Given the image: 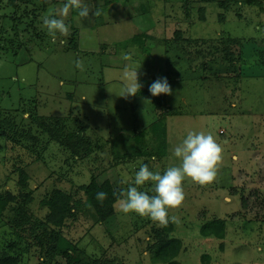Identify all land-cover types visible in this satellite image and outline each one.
Instances as JSON below:
<instances>
[{"label":"rangeland","instance_id":"374dc122","mask_svg":"<svg viewBox=\"0 0 264 264\" xmlns=\"http://www.w3.org/2000/svg\"><path fill=\"white\" fill-rule=\"evenodd\" d=\"M226 1L227 7L205 0H86L102 15L80 21L72 12L66 18L70 34L53 40L41 17L64 2L44 10L42 0H16L15 10L0 0V18L22 19L18 32L0 20V198L15 197L0 217V252L21 257V264H42L34 236L45 232L31 228L45 221L49 210L42 203L53 191L69 194L73 205L85 202L82 188L93 180L109 182L115 193L126 190L141 165L161 174L175 166L170 149L189 132L202 131L223 147V158L212 184L185 179L184 202L169 210L179 223L161 226L115 205L111 218L95 223L83 206L66 221L63 235L105 264H264V0ZM75 30L77 51L69 50ZM105 39L108 51L102 53ZM115 43L150 57L139 70L140 79L149 75L139 80L140 91L167 78L172 95L165 105L145 104L140 91L117 96L125 61L109 66V58L117 57L110 52L122 54L113 50ZM138 56L133 60L140 63ZM77 59L84 61L83 71L75 67ZM38 115L44 119L36 121ZM60 119L63 129L56 125ZM153 125L165 134H155ZM30 130L39 136V149L47 145L41 161L31 143L3 136ZM141 146L145 151L137 157ZM152 188L147 182L140 190L154 195ZM29 193L33 199L26 202ZM20 206L29 222L15 227ZM216 221L225 224L221 239L212 227ZM165 243L177 247L174 258L158 256L174 252H162Z\"/></svg>","mask_w":264,"mask_h":264},{"label":"clouds","instance_id":"9594fccd","mask_svg":"<svg viewBox=\"0 0 264 264\" xmlns=\"http://www.w3.org/2000/svg\"><path fill=\"white\" fill-rule=\"evenodd\" d=\"M72 12L81 19L89 18L90 14L95 17L102 15L100 7L93 9L86 0H65L62 6L41 17L43 26L53 39L57 35L67 37L70 34V26L66 23V18ZM121 59L125 61L121 77L123 83L117 96L125 99L135 97L142 88L139 81L141 66L128 52L122 53ZM74 64L80 71L84 70L83 60L77 59ZM148 90L154 97L172 95L167 78H158ZM144 103L151 101L145 98ZM170 151L172 157L178 160L175 166L167 167L161 174L159 171L151 170L147 165H141L135 173L132 185L126 190L113 194L115 206L120 212L147 216L161 226H167L170 222L179 223V217L170 216L169 210L179 208L184 202L185 192L182 185L185 179H190L201 186L212 184L216 180L218 166L223 158V147L217 143L211 133L189 132L186 138ZM147 182L152 183L154 195L140 190ZM95 198L103 202L107 194L100 191Z\"/></svg>","mask_w":264,"mask_h":264},{"label":"trees","instance_id":"16d2710c","mask_svg":"<svg viewBox=\"0 0 264 264\" xmlns=\"http://www.w3.org/2000/svg\"><path fill=\"white\" fill-rule=\"evenodd\" d=\"M42 1L44 5L46 4L44 10L48 9L51 5H55V3L57 2V0H42ZM205 1L214 2V3L218 2L219 5L220 3L221 5H223L224 3L225 7H227L230 3V1H226V0L223 3L222 1H217V0H205ZM7 5L12 6L15 10H18L20 8V6H17L18 4L16 0H8ZM144 12L146 13V10ZM5 19L6 17L0 18V20H4L2 22V26L6 25V23L8 25L9 24L13 26L16 25L18 27L16 31L17 32L19 31V24L20 22L22 23V19L17 20L16 17L15 18L9 17L8 20H6L7 22H5ZM74 32H73L74 34L73 37H71V42H69V47H70L69 50L77 51L75 36L78 30H75ZM40 36L41 34L39 33L38 38H40ZM135 41H137L136 37L133 39V42ZM227 41H231V40L228 39ZM167 42H169V39L166 40V44ZM166 52H168V50ZM140 94L143 97L157 103L158 106H163L166 103V95H160L154 97L150 94L149 90L140 91ZM35 110L36 112L38 111L37 108H35ZM41 117L42 116L38 115V117L35 116L34 118L36 119V121H38L40 120ZM41 119H44V117H42ZM49 120H51V118ZM8 124H10V122H8ZM56 125L58 127L62 126L63 129L65 125L64 119H60L58 124ZM13 126L15 129L16 125ZM153 126H154L153 132L155 134H159L162 132L163 135L165 134V130L162 128V126L160 125H153ZM51 135L53 138H55L54 137L55 135L53 134ZM3 136L4 137L6 136L5 139H10L13 142H15V144L18 145H21L22 140H24L25 144L31 143V147L34 150V153H36L35 155H37V160L40 161L43 159V154H45L47 150V145H45V148L39 149L41 145L39 141L40 140L39 136L33 134L31 130L29 132L24 131V133H20L19 131H16V133L12 137H9L5 132V135ZM142 136H145V134L142 133L141 135H138L136 139L143 138ZM143 146H141L138 149L137 157H139L145 151L142 150ZM150 154L152 155V153ZM150 154L148 152L144 153V155H150ZM153 157H155V155ZM158 157H162V156L158 155ZM24 176L26 177V175ZM25 177L23 178L24 183L26 182L27 179V177L26 178ZM82 191L84 192V196L86 197L85 202L79 199L73 205H71V200H72L71 196L59 189L53 191V193L49 196V198L43 201L42 204L44 207L48 208L49 214L46 216L45 221H36V224L34 225L33 228H31V230L32 233L35 234V232L38 231L39 229L41 228L44 229L45 232L44 236H39V235L34 236V240H36L34 241L36 247L39 249L41 255H43L45 258V261L43 262L44 264H53V262L57 261L56 260L57 258L65 259L66 264H105L104 262L99 260L98 257L87 256L85 252L81 250L76 243L66 239V237L63 235L62 228L68 219L75 217L76 213H74L73 211L83 206H85V208H88L89 210H92L93 218H95V223L106 222L109 218H111L114 215L115 197L113 194L115 193V190L109 182L100 185L99 183H97L96 180H93L88 186L83 187ZM100 191H103L107 194V198L103 202H99L95 198L96 194ZM24 198L26 202L27 201L31 202L33 199V195L29 193L26 194ZM13 200H15V197H13L11 194H8V197L6 198H0V217L2 216L3 211H5L8 204ZM14 213L16 215L12 223L15 227H21V226L24 227L28 224L29 214L28 211L25 210V208L20 206L16 208ZM212 227L214 229L216 238L221 239L224 237L225 224L223 221H216V223H214ZM208 232H209L208 227L207 228L205 227L203 230L204 236H206ZM19 237L21 239V236H18V238ZM12 246L17 247V243ZM167 246H170V244L165 243L161 247L162 252H165V250L168 249H173L174 252L170 254L159 253L158 256L161 259L165 260V259H170L172 257L174 258L176 255L177 247L175 248L174 246V248H167ZM21 262H22L21 257L11 255L10 253L0 252V264H21ZM106 264H112V263H106Z\"/></svg>","mask_w":264,"mask_h":264},{"label":"crops","instance_id":"0c3cea01","mask_svg":"<svg viewBox=\"0 0 264 264\" xmlns=\"http://www.w3.org/2000/svg\"><path fill=\"white\" fill-rule=\"evenodd\" d=\"M59 2H65V0H58ZM126 1H128V0H126ZM138 1H140V3H142L143 1L144 2H148V0H138ZM140 3H138L137 2V4H139L140 5ZM113 3H111V5H112ZM115 4H118V3H114L113 5H115ZM93 8V7H92ZM141 9V8H140ZM111 10V9H110ZM141 10H143V9H141ZM105 14H109V13H105ZM73 18L75 17V16H72ZM72 17H70V18H72ZM89 17H91V18H93V17H95V16H93V15H90ZM76 19L77 20H80V21H82V20H84V19H81V18H79L78 17V15H76ZM80 21H78V22H80ZM88 23L90 24V27L91 26H93V25H91V20H88ZM130 23V27L129 28H131L132 29V31H134L135 29H136V26H134V24H132L131 22H129ZM99 26H97L96 27V30H99L100 31V28H98ZM90 30L92 31L93 30V28H90ZM95 30V29H94ZM137 36H138V34H136ZM135 35V36H136ZM44 36V35H43ZM43 39V38H42ZM42 39H39L40 41L42 40ZM54 40V39H53ZM80 40H81V37H80ZM105 43L106 45H102L101 46V48H100V51L103 53L104 51L106 52V51H108V49H107V44H108V40L107 39H105L104 41H100V44L101 43ZM64 46H65V44L66 43H63V41L61 42ZM82 44V43H81ZM133 44H134V42H133ZM130 44L129 43H124V45H122V44H120V43H115L112 47H114L113 48V50H115L116 49V52H117V50H121V53H124V52H128V53H130V52H132L131 53V55H132V57L133 58H135V55L136 54H138L139 56H138V59H139V61H140V63H139V65L143 68V67H146V66H144V62L146 61V60H148V59H150V57L148 56H140V52H138L137 50H130V49H128V47L127 46H129ZM65 52H67V51H65ZM112 55L111 56H113V55H116L117 57H115V58H109V60H110V67H120L119 66V64H116V60H118V59H121V57L119 58V55H118V52L115 54V53H112V52H110ZM154 54V53H153ZM153 60V59H152ZM141 63H142V65H141ZM148 79L149 78V75H147V77H142L141 79H140V76H139V80L140 81H143L144 79ZM149 81V80H148ZM149 83H151V82H149Z\"/></svg>","mask_w":264,"mask_h":264}]
</instances>
